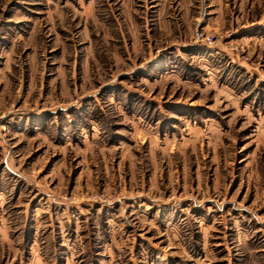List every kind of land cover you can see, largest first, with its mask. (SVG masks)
Returning a JSON list of instances; mask_svg holds the SVG:
<instances>
[{
	"label": "rangeland",
	"instance_id": "obj_1",
	"mask_svg": "<svg viewBox=\"0 0 264 264\" xmlns=\"http://www.w3.org/2000/svg\"><path fill=\"white\" fill-rule=\"evenodd\" d=\"M0 264H264V0H0Z\"/></svg>",
	"mask_w": 264,
	"mask_h": 264
}]
</instances>
